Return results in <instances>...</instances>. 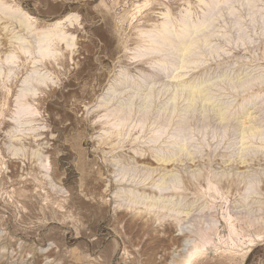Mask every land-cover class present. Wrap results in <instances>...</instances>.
Wrapping results in <instances>:
<instances>
[{
	"label": "rangeland",
	"instance_id": "obj_1",
	"mask_svg": "<svg viewBox=\"0 0 264 264\" xmlns=\"http://www.w3.org/2000/svg\"><path fill=\"white\" fill-rule=\"evenodd\" d=\"M0 2V264H264V0Z\"/></svg>",
	"mask_w": 264,
	"mask_h": 264
},
{
	"label": "bare ground",
	"instance_id": "obj_2",
	"mask_svg": "<svg viewBox=\"0 0 264 264\" xmlns=\"http://www.w3.org/2000/svg\"><path fill=\"white\" fill-rule=\"evenodd\" d=\"M1 6H3V3L0 2ZM9 16L12 17H16V9H12V11L8 12ZM70 17V16H69ZM17 20L20 24L21 27H23L25 30L31 32L32 29V24L26 19V18H19L17 17ZM63 22L61 20L55 21V23L53 24V26H51V29H47V30H41L40 35L38 36L37 39V44H38V57L42 58L48 54H52L53 52V45L54 43H60L63 42L65 45H69L72 42V38L66 34V32L62 29L63 27ZM193 26V25H189L188 23H185V25L183 26V28L181 29V32L177 34H175V37H181V38H185V37H189L190 34H188V29ZM159 33V32H158ZM161 37L160 39L163 41L168 40V35H172L171 33V29L168 27L167 23L164 22L162 24V30H161ZM18 40H22L20 37H17ZM159 39V38H158ZM26 43V42H25ZM163 43V42H162ZM188 47L187 44H183L182 45V49L186 50ZM28 50V47L26 46L24 48V51L26 52ZM200 90L195 89L194 87H191V89L188 91V94L191 96V101L194 99L193 97L195 95H197V93H199ZM25 92L21 93L20 96H24ZM176 95L174 94L172 96V100H175ZM190 98V97H189ZM189 100V101H190ZM24 107V106H23ZM21 111H24L23 109ZM124 120H121V122ZM121 122H119V124H121ZM251 133V131H250ZM160 158V157H159ZM162 161H170L171 158H165V157H161L160 158ZM163 184V183H162ZM156 188L159 190L160 188L156 186ZM215 192V191H214ZM222 199V198H221ZM225 199V198H224ZM200 246H195L194 249H199ZM197 250H195L194 252H191L190 255L187 257V261L189 259V257H191L194 253H196Z\"/></svg>",
	"mask_w": 264,
	"mask_h": 264
}]
</instances>
